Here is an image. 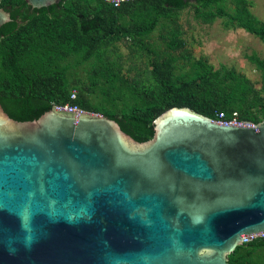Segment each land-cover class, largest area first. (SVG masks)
<instances>
[{
    "label": "water",
    "instance_id": "1",
    "mask_svg": "<svg viewBox=\"0 0 264 264\" xmlns=\"http://www.w3.org/2000/svg\"><path fill=\"white\" fill-rule=\"evenodd\" d=\"M153 123L138 141L100 112L0 105V264H228L264 237V120L172 106Z\"/></svg>",
    "mask_w": 264,
    "mask_h": 264
},
{
    "label": "trees",
    "instance_id": "2",
    "mask_svg": "<svg viewBox=\"0 0 264 264\" xmlns=\"http://www.w3.org/2000/svg\"><path fill=\"white\" fill-rule=\"evenodd\" d=\"M225 2L61 0L32 8L25 0H1L12 21L0 26V105L17 120L54 105L77 106L115 119L138 141L153 136L155 118L172 106L212 119L236 112L239 120L258 123L264 120V55L245 56L260 74L257 87L234 66L195 58L181 36L178 18L190 8L204 22L221 17L226 29L242 28L264 43V22L251 12L252 2L234 0L231 10ZM157 26L162 44L145 41ZM119 44L130 55L149 54L145 80L123 73ZM84 62L92 64L86 77L76 69ZM228 264H264V238L237 246Z\"/></svg>",
    "mask_w": 264,
    "mask_h": 264
},
{
    "label": "rangeland",
    "instance_id": "3",
    "mask_svg": "<svg viewBox=\"0 0 264 264\" xmlns=\"http://www.w3.org/2000/svg\"><path fill=\"white\" fill-rule=\"evenodd\" d=\"M250 1L252 2L251 12L264 22V0ZM225 5L231 10L234 7V0H226ZM178 22L181 25V36L186 41V47L195 58L205 57L215 67L221 63L234 66L256 82L257 87L260 86L259 72L245 57L252 53L264 55V43L258 37L242 28L226 29L221 17H217L212 23L204 22L201 18H197L190 8L180 12ZM159 33L160 26H157L144 40L152 44H162ZM118 51L123 54L119 61L122 63L124 74L130 78L136 76L141 80L148 77L149 54L145 50L133 56L128 53L129 50L124 44H119ZM91 62L94 61L91 60ZM91 66L90 62H84L76 69L86 77Z\"/></svg>",
    "mask_w": 264,
    "mask_h": 264
},
{
    "label": "built area",
    "instance_id": "4",
    "mask_svg": "<svg viewBox=\"0 0 264 264\" xmlns=\"http://www.w3.org/2000/svg\"><path fill=\"white\" fill-rule=\"evenodd\" d=\"M106 2H109V3H112L113 5L117 6L120 4V2L124 1V0H105ZM75 95H76V92L73 90L72 93H71V98H75ZM55 107L57 109H65V110H73V111H82L81 108H78L77 106H72V105H68V104H65V105H55ZM215 121L217 122H249V121H244V120H239L237 118V114L236 112L233 113L232 117H229L227 118L225 116V114L223 112H219L217 114V118L214 119ZM252 124V122H249ZM257 238H264V237H255V238H251V239H248L246 241H243V243H247L249 241H252L254 239H257Z\"/></svg>",
    "mask_w": 264,
    "mask_h": 264
}]
</instances>
